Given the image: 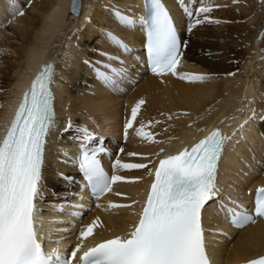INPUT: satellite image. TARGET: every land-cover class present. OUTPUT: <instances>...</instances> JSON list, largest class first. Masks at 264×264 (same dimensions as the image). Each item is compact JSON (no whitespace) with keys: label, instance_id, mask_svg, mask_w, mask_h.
I'll return each mask as SVG.
<instances>
[{"label":"bare ground","instance_id":"6f19581e","mask_svg":"<svg viewBox=\"0 0 264 264\" xmlns=\"http://www.w3.org/2000/svg\"><path fill=\"white\" fill-rule=\"evenodd\" d=\"M162 1L183 37L177 73L204 74L207 79L191 81L171 72L147 71L142 50L145 30L138 22L145 15L144 0H81L76 17L68 16L70 0H0V129L10 120L20 90L41 64L52 60L57 67L51 91L58 117L47 136L37 201L42 202L43 212L55 213L61 220L58 227L50 226L52 237L64 235L63 229L66 234L75 230L71 221H79L83 228L97 221L93 235L83 239L85 245L128 229L148 193L149 172L160 158L195 144L213 129L225 130L230 139L221 156L218 196L205 205L201 216L214 264H238L264 253V221L242 230L227 222L228 210L243 200L238 196L244 198L245 191L264 185V37L261 42L256 36L264 25L262 0H195L194 4L184 0L194 13L201 2L211 6L207 15L221 21L205 22L191 31L189 24L195 17L186 15L179 0ZM117 12L137 23L125 25ZM97 27L113 31L128 49L104 32L96 37ZM141 69L145 74L137 78ZM98 73L108 74L113 83ZM128 79L132 85L134 79L137 83L121 97L118 88L125 87ZM141 99L145 103L125 137V124ZM149 121L153 123L148 125ZM141 124L148 125L145 131L153 133L157 142L137 135ZM85 127L95 141L112 149L115 162L148 165L124 169L111 164L112 175L125 180L115 182L112 191L92 203L88 214L84 212L89 194L77 190L78 173L71 158L77 137L82 136L79 130ZM107 133L123 141H105ZM110 203L129 207H109ZM84 229H76L71 240L75 246L81 243Z\"/></svg>","mask_w":264,"mask_h":264},{"label":"snow or ice","instance_id":"6c2138e0","mask_svg":"<svg viewBox=\"0 0 264 264\" xmlns=\"http://www.w3.org/2000/svg\"><path fill=\"white\" fill-rule=\"evenodd\" d=\"M179 2L188 17H195L189 24V31L205 22L221 23L219 20L212 21L207 15L213 10L211 6L201 2L194 13L184 0ZM77 8V0H73L72 11L76 12ZM18 14L23 15V12ZM116 15L125 25L137 23L119 12ZM138 22L146 30V51L153 73L162 75L171 72L191 81L208 78L204 74L177 73L183 55L181 41L173 19L161 0H145V15ZM109 37L120 47L128 49L119 38L112 34ZM112 72L118 73V70L112 69ZM54 74L53 64L42 65L29 88L24 91L0 139V264H73L77 254L81 253L83 239L92 236L97 226V221H93L80 233L81 243L75 246L70 257L61 255L59 249L46 253L39 239L36 201L42 191L46 138L55 122L51 91ZM98 75L105 82L113 83L108 74ZM144 103L141 99L132 108L131 118L125 124V137ZM152 123L149 121L148 125ZM148 125L141 124L137 135L157 142L153 133L145 131ZM71 127L69 122L68 128ZM79 131L82 133L80 139L84 141L78 157L79 169L99 197L112 191V185L125 178L115 174L108 176L98 158L103 149L87 146L93 133L86 127ZM229 139L217 128L190 148L185 147L174 155L160 159L154 173L149 172V175L154 174V180L132 230L124 236L102 240L82 251L78 264H210L201 212L218 195L217 172L224 144ZM113 167L143 169L148 165L122 163L117 159ZM109 207L129 205L110 203ZM228 211L233 216L237 215L232 209ZM254 215L264 217V186L257 189ZM239 218L245 223L254 222L253 214L246 210L239 213ZM248 264H264V256L250 260Z\"/></svg>","mask_w":264,"mask_h":264},{"label":"rangeland","instance_id":"374dc122","mask_svg":"<svg viewBox=\"0 0 264 264\" xmlns=\"http://www.w3.org/2000/svg\"><path fill=\"white\" fill-rule=\"evenodd\" d=\"M260 4V3H259ZM260 5H262L261 6V8H264V0H262L261 1V4ZM108 8V7H107ZM262 14H264V11H263V13ZM108 26H106V28H107ZM106 28L105 29H103L102 30V28H100V27H97V30L99 31L98 32V34H97V36L96 37H98L99 35H100V33L101 32H104L105 34H114V32L113 31H108V30H106ZM109 29V28H108ZM261 29V30H260ZM259 30H258V32H257V34H256V36L257 37H259V39H261V42L263 41V35H264V25L260 28ZM105 30V31H104ZM96 39V38H95ZM262 48L263 49H261V51L263 52V54H264V47L262 46ZM87 49H90L92 52H94V49L92 48V47H89V48H87ZM135 66V65H134ZM129 67V66H128ZM136 67V66H135ZM137 68V67H136ZM138 74V77L137 78H139V77H142L144 74H145V72L143 71V69H141L140 71H139V73L137 72L136 73V75ZM142 75V76H141ZM132 81H134V85H132V83H130V79H128V83L126 84V86L124 87V86H122V87H119L118 89H119V92L121 93V97H124V96H126V94H127V92H128V90H129V88H132V87H134L135 86V84L137 83L136 82V80L134 79V80H132ZM123 95V96H122ZM76 118V117H75ZM98 135V134H97ZM105 137H104V140L106 141V140H108V139H110V140H112L114 143H121V141H123V140H121L120 141V139H118V137L117 136H114V134H113V136L114 137H112V135L111 134H105L104 135ZM98 137V136H97ZM107 137V138H106ZM117 140H116V139ZM103 140V141H104ZM247 190V189H246ZM239 197V199H247L248 198V195H247V192L245 191V197L243 198L242 197V194L241 195H239L238 196ZM247 197V198H246ZM80 198H82V197H80ZM97 201V200H96ZM89 204L88 203H86V207H87V209H85V211L86 212H84L85 214H88V212L92 209L91 208V205H92V202H91V199H89ZM236 202H237V200H236ZM75 203V204H74ZM227 204H228V202H226ZM72 204H74V205H77V204H79V203H76V201H73V203ZM234 204H236V203H234ZM238 205V204H237ZM240 205V204H239ZM226 206V205H225ZM230 206V205H229ZM234 207V206H233ZM73 213H76V212H73ZM82 215V214H81ZM78 216H80V214L78 213V215H77V217ZM79 222V221H78ZM75 223V222H73V221H71V226L73 227V228H76L78 231H80V230H82V229H84L83 227H82V225L80 224V223ZM243 228H245V227H243ZM243 228H236V227H234L233 229H235V230H242ZM76 229L75 230H72L71 232H68L67 234H66V232H67V230L66 229H63V230H61V232H63L64 233V235L62 234V235H60V236H56V237H59V238H61V236H65V237H69V240H72V239H70V236H75L76 235ZM234 230V231H235ZM54 231H60V230H54ZM69 231V230H68ZM57 233V232H56ZM55 233V234H56ZM59 234H61V233H59ZM58 233H57V235H59ZM73 238V237H72Z\"/></svg>","mask_w":264,"mask_h":264},{"label":"water","instance_id":"95a60500","mask_svg":"<svg viewBox=\"0 0 264 264\" xmlns=\"http://www.w3.org/2000/svg\"><path fill=\"white\" fill-rule=\"evenodd\" d=\"M77 3H78L77 11L73 12L72 11L73 0H70L69 9H68V16L76 17L79 14L80 7H81V0H77Z\"/></svg>","mask_w":264,"mask_h":264}]
</instances>
